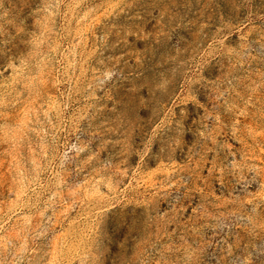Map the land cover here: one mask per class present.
<instances>
[{"label":"rangeland","instance_id":"obj_1","mask_svg":"<svg viewBox=\"0 0 264 264\" xmlns=\"http://www.w3.org/2000/svg\"><path fill=\"white\" fill-rule=\"evenodd\" d=\"M0 264H264V0H0Z\"/></svg>","mask_w":264,"mask_h":264}]
</instances>
